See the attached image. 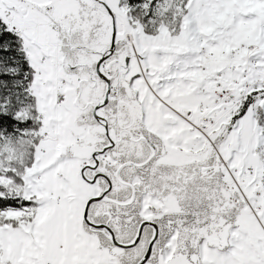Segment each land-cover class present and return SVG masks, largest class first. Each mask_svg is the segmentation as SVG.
<instances>
[{"label": "snow or ice", "instance_id": "obj_1", "mask_svg": "<svg viewBox=\"0 0 264 264\" xmlns=\"http://www.w3.org/2000/svg\"><path fill=\"white\" fill-rule=\"evenodd\" d=\"M0 264H264V0H0Z\"/></svg>", "mask_w": 264, "mask_h": 264}]
</instances>
